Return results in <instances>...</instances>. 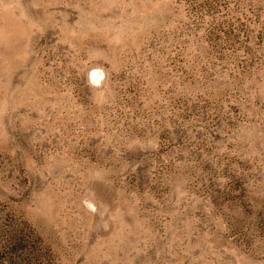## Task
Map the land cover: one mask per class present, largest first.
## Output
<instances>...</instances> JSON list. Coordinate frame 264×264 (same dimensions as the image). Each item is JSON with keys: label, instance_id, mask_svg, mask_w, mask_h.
I'll use <instances>...</instances> for the list:
<instances>
[{"label": "rangeland", "instance_id": "obj_1", "mask_svg": "<svg viewBox=\"0 0 264 264\" xmlns=\"http://www.w3.org/2000/svg\"><path fill=\"white\" fill-rule=\"evenodd\" d=\"M0 264H264V0H0Z\"/></svg>", "mask_w": 264, "mask_h": 264}, {"label": "clouds", "instance_id": "obj_2", "mask_svg": "<svg viewBox=\"0 0 264 264\" xmlns=\"http://www.w3.org/2000/svg\"><path fill=\"white\" fill-rule=\"evenodd\" d=\"M103 79H104L103 73L99 72V70L93 71L89 75L88 83L91 87H99ZM85 205L88 209L95 211L93 205L88 201H85Z\"/></svg>", "mask_w": 264, "mask_h": 264}]
</instances>
